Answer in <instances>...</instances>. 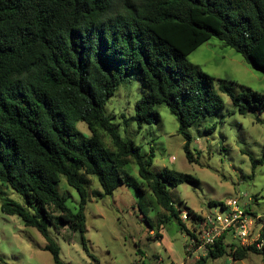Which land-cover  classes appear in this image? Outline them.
Instances as JSON below:
<instances>
[{
  "label": "trees",
  "instance_id": "1",
  "mask_svg": "<svg viewBox=\"0 0 264 264\" xmlns=\"http://www.w3.org/2000/svg\"><path fill=\"white\" fill-rule=\"evenodd\" d=\"M211 37L264 72V0H0V210L35 227L54 264L66 263L48 227L68 224L82 235L88 175L101 188L92 191L94 197L132 186L140 201L153 195L189 237H196L193 223L202 215L188 209V227L167 185L197 179L168 167L153 172V149L143 154L133 139L122 137L106 105L122 83L141 79L146 91L131 115L122 114L124 123L158 122L157 107L166 104L177 118L185 156L194 161L188 129L223 107L221 93L241 114L264 110V93L215 78L188 60ZM78 121L89 134L79 130ZM132 159L139 180L125 167ZM263 161L264 143L252 166ZM62 177L76 189L77 207L59 191ZM263 237L264 232L260 247L257 242L234 246L222 235L195 264L221 256L227 245L236 260L253 252L264 261Z\"/></svg>",
  "mask_w": 264,
  "mask_h": 264
},
{
  "label": "rangeland",
  "instance_id": "2",
  "mask_svg": "<svg viewBox=\"0 0 264 264\" xmlns=\"http://www.w3.org/2000/svg\"><path fill=\"white\" fill-rule=\"evenodd\" d=\"M188 60L215 78H225L264 93V72L252 68L239 52L216 37L190 52ZM144 91L146 86L141 79L122 83L108 100L106 111L114 122L120 123L121 136L133 139L141 153L148 154L153 149L150 166L153 172L168 167L190 173L197 179L167 185L176 211L191 209L200 215L219 212L218 202L240 198L246 203L250 200L255 227H261L264 161L253 167L252 159L259 158L263 150L264 110L241 114L230 97L221 93L223 107L188 129L192 136L189 148L194 158V161H188L183 149L184 138L178 133L177 118L166 104L157 107L161 116L158 122L124 123L122 114L133 113L134 103ZM213 124L212 132L204 131ZM77 127L85 135L89 134L85 122L78 121ZM105 140L110 145L108 139ZM125 167L139 180L133 159ZM87 177L89 197L84 206L85 231L82 235L72 231L68 224L57 225V229L53 225L48 227L60 246L59 257L66 264H195L206 255L203 248L190 247L188 234L169 211L156 204L153 195L146 193L140 201L134 187L122 184L112 194L94 197L92 191L101 190L100 185L95 177ZM58 189L68 195L71 206H78L76 189L63 177ZM8 195L21 201L15 191H8ZM161 217L165 220L159 223ZM255 238L256 234L249 241ZM224 242L236 246L240 240L230 234L225 236ZM45 244L46 240L35 227L26 226L19 216L0 210V264H54ZM225 248L224 254L207 258L204 264H264L259 254L249 252L246 257L236 260L229 253V246Z\"/></svg>",
  "mask_w": 264,
  "mask_h": 264
},
{
  "label": "built area",
  "instance_id": "3",
  "mask_svg": "<svg viewBox=\"0 0 264 264\" xmlns=\"http://www.w3.org/2000/svg\"><path fill=\"white\" fill-rule=\"evenodd\" d=\"M250 201V200H249ZM243 202L240 198H228L223 205L220 206L219 212H208L202 215V219L193 223L195 226L196 237H190L191 246L196 248H203L207 251V248L213 246L214 242L222 235H232L240 240V244L247 245L253 242H257L261 233L264 232V222L262 228L255 227V221L252 214L247 210L249 205ZM180 217L183 222L189 227V217L186 211H182ZM256 228L258 230H256ZM256 234L255 240L249 241L252 235ZM264 240V237L261 241ZM256 245L260 247L262 242H257ZM188 247V251L190 250Z\"/></svg>",
  "mask_w": 264,
  "mask_h": 264
}]
</instances>
